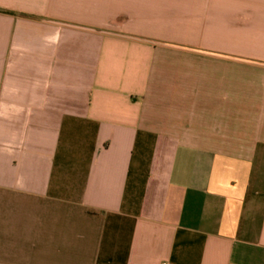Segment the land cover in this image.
I'll return each mask as SVG.
<instances>
[{"label": "crops", "instance_id": "obj_1", "mask_svg": "<svg viewBox=\"0 0 264 264\" xmlns=\"http://www.w3.org/2000/svg\"><path fill=\"white\" fill-rule=\"evenodd\" d=\"M264 264V0H0V264Z\"/></svg>", "mask_w": 264, "mask_h": 264}, {"label": "built area", "instance_id": "obj_2", "mask_svg": "<svg viewBox=\"0 0 264 264\" xmlns=\"http://www.w3.org/2000/svg\"><path fill=\"white\" fill-rule=\"evenodd\" d=\"M162 264H172V263H169V262H164V263H162Z\"/></svg>", "mask_w": 264, "mask_h": 264}]
</instances>
